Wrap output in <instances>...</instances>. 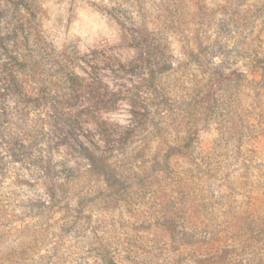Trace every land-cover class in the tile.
<instances>
[{"label":"rangeland","instance_id":"1","mask_svg":"<svg viewBox=\"0 0 264 264\" xmlns=\"http://www.w3.org/2000/svg\"><path fill=\"white\" fill-rule=\"evenodd\" d=\"M144 37L224 71L203 171L135 109ZM0 264H264V0H0Z\"/></svg>","mask_w":264,"mask_h":264},{"label":"trees","instance_id":"2","mask_svg":"<svg viewBox=\"0 0 264 264\" xmlns=\"http://www.w3.org/2000/svg\"><path fill=\"white\" fill-rule=\"evenodd\" d=\"M142 43L144 48L142 46L140 50L142 54L135 67L140 69L145 76L141 78L142 86L139 88L141 92L137 94L143 93V96L140 97L141 102H135V109L142 113L145 122L143 125L148 127L151 132L171 138L176 134L177 140L172 142L173 154L189 158L193 170L203 171L206 168L197 160L198 156L191 141L198 134V121L199 117L204 114V109L207 106L216 105L214 85L219 76H223L224 71L218 69L209 78H198L199 80L191 83L188 81L191 74H188L185 68L187 64L180 62L175 67L167 59L168 54L163 43L149 40L148 37H144ZM236 87H238L240 95L235 92L233 97L236 98V102H239L242 97L246 98L247 86L241 84ZM184 135L189 137V142L185 137H182ZM261 137L258 135L251 141L252 149L255 148V144L260 141ZM179 139L184 142L183 146H179L181 143ZM235 141L240 143L242 137L237 135ZM235 150L237 153H241V149L235 148ZM251 162H254L253 158ZM224 170L228 171L229 169L223 168L222 165L211 169L215 174ZM202 173L205 177H209L208 173L211 172L206 170Z\"/></svg>","mask_w":264,"mask_h":264}]
</instances>
